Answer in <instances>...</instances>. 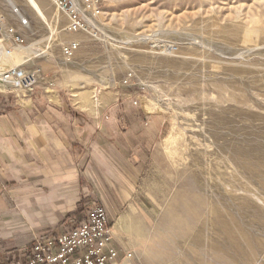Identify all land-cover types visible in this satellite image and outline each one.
<instances>
[{
    "label": "rangeland",
    "instance_id": "1",
    "mask_svg": "<svg viewBox=\"0 0 264 264\" xmlns=\"http://www.w3.org/2000/svg\"><path fill=\"white\" fill-rule=\"evenodd\" d=\"M37 1L44 19L26 0L16 1L20 17L0 0L25 40L27 56L11 64L30 58L53 76L32 99L56 95L102 127L92 157L116 243L139 264H264V0H103L90 34L67 30L51 0ZM137 196L144 207H126ZM226 225L244 253L214 263L210 246L226 240Z\"/></svg>",
    "mask_w": 264,
    "mask_h": 264
},
{
    "label": "crops",
    "instance_id": "2",
    "mask_svg": "<svg viewBox=\"0 0 264 264\" xmlns=\"http://www.w3.org/2000/svg\"><path fill=\"white\" fill-rule=\"evenodd\" d=\"M50 99L53 103L43 97L15 105L0 98V264L21 256L35 235L64 233L83 220L88 209L104 205L94 171L97 158L92 157L98 146L95 127H102L83 111L64 106L56 95ZM124 130L127 134L137 129ZM116 163L123 170V164ZM104 166L115 164L108 159ZM133 184H128L129 192L140 196ZM138 196L126 207L132 201L144 207ZM109 201L114 203L110 196Z\"/></svg>",
    "mask_w": 264,
    "mask_h": 264
},
{
    "label": "built area",
    "instance_id": "3",
    "mask_svg": "<svg viewBox=\"0 0 264 264\" xmlns=\"http://www.w3.org/2000/svg\"><path fill=\"white\" fill-rule=\"evenodd\" d=\"M67 17V30L74 33L99 31L104 11L103 0H51ZM26 24L25 20H22ZM78 44L64 48L71 57ZM26 50L25 40L14 26H7L0 14V88L22 101L32 100L40 87H53V76L30 58L12 63ZM6 64V67L3 65ZM2 92V91H0ZM3 93V92H2ZM8 264H139L134 250L116 243L109 214L103 205L88 209L83 220L60 234L35 235L21 256Z\"/></svg>",
    "mask_w": 264,
    "mask_h": 264
},
{
    "label": "bare ground",
    "instance_id": "4",
    "mask_svg": "<svg viewBox=\"0 0 264 264\" xmlns=\"http://www.w3.org/2000/svg\"><path fill=\"white\" fill-rule=\"evenodd\" d=\"M4 1H6L7 4L12 8L13 13L17 14L19 17L21 16L20 15V10H19L18 6H16V1L17 0H4ZM26 1H27V3H29V5L34 9V11L41 18H43V19L45 18L43 16L42 11H41L42 7H41L40 3L37 0H26ZM53 99H56V97H54ZM79 100L82 101V103H85L86 100L88 101V96L84 95ZM81 107L84 108L85 105L81 104ZM149 108H150V106H149ZM234 157L237 158V152L234 154ZM198 174H199L198 171H191V173L189 175H187V178L189 179V181H188L189 184L188 185L190 186V188L192 190H195V188H196V183H195L194 179H195V177L198 176ZM226 224H229V223H226ZM224 231H225V235H226V240L223 243L218 242V243H215V245L211 244V246H210L211 249H213L216 252V254L218 255V257L213 261L214 263L215 262L218 263V262L223 261V260H226L228 262L232 255H235V256L238 257V256H241L244 253V250H243L244 245L241 243V242H243L242 238L241 239H235V236L237 235V232H235L234 229H230L229 227H227V225H226ZM251 241H252V239H248L246 242L248 243V242H251ZM224 247H225V250L223 249ZM219 248L223 249V251L221 250L222 251L221 253H220V249ZM156 251H155L156 255L157 254H160V255L165 254L166 255L165 247H160V250H156ZM245 254L248 255L249 257H254V255L251 253V251H248ZM228 264H230V261H229ZM236 264H240V263H236Z\"/></svg>",
    "mask_w": 264,
    "mask_h": 264
}]
</instances>
